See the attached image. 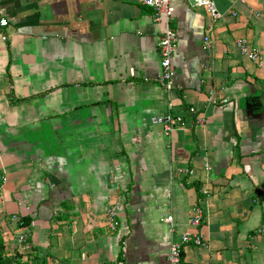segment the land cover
I'll list each match as a JSON object with an SVG mask.
<instances>
[{
    "label": "crops",
    "instance_id": "obj_1",
    "mask_svg": "<svg viewBox=\"0 0 264 264\" xmlns=\"http://www.w3.org/2000/svg\"><path fill=\"white\" fill-rule=\"evenodd\" d=\"M215 2L217 21L173 0L169 92L159 81L165 22L138 0H0L9 254L23 260L24 233L44 264H169L171 240L197 231L199 210L205 245H185L182 264H264V0ZM241 37L262 65L242 54ZM169 111L185 121L170 135L152 121Z\"/></svg>",
    "mask_w": 264,
    "mask_h": 264
},
{
    "label": "built area",
    "instance_id": "obj_2",
    "mask_svg": "<svg viewBox=\"0 0 264 264\" xmlns=\"http://www.w3.org/2000/svg\"><path fill=\"white\" fill-rule=\"evenodd\" d=\"M140 4L150 7L154 12V17L158 21L165 22L166 27L164 28L163 35L159 42V52L161 58V71L159 74V81L161 84L170 92L174 89V79L176 76V71L173 64L174 50L177 45L178 32L173 29L170 25V21L173 19L174 7L172 5L173 0H138ZM197 7H204L208 13L212 16L214 21H217L222 16L219 12L215 0H190ZM234 15H237L234 13ZM9 20L7 18H2L0 24L2 26L8 25ZM6 38L5 36L3 37ZM205 47L209 49L211 47L209 36H205ZM237 46L242 52V54L248 57L251 61L262 65V55L260 50L252 45L250 41L241 37L237 39ZM172 103H170V108ZM192 114L196 112L194 107L189 110ZM153 123L160 124L165 129L166 134L170 135L175 129L185 124L183 116L173 114L169 111L165 115L156 116L152 119ZM204 119L199 117L197 119L198 124H203ZM189 172V170L187 171ZM192 172V171H191ZM107 221L109 229L116 231L119 227L118 212L115 206L108 208L107 210ZM202 214L198 210L197 215L193 216L189 220V224L196 227L197 231H183L180 233L178 239H172L169 251H168V261L169 264H182V254L184 246L187 244H193L195 246L205 245V237L200 229ZM163 221L170 224V230L173 233L175 231L174 225V215L169 213L163 218ZM18 242L25 248L26 252L23 257L21 264H44L42 260L36 259L35 251L33 250V245L28 242L27 236L24 233L18 235Z\"/></svg>",
    "mask_w": 264,
    "mask_h": 264
},
{
    "label": "trees",
    "instance_id": "obj_3",
    "mask_svg": "<svg viewBox=\"0 0 264 264\" xmlns=\"http://www.w3.org/2000/svg\"><path fill=\"white\" fill-rule=\"evenodd\" d=\"M32 221L31 216H25L21 218L18 223V227L28 226ZM34 250V249H33ZM36 259L41 260L36 256ZM44 262V261H43ZM21 256L9 254L6 250L5 237L3 231L0 229V264H21Z\"/></svg>",
    "mask_w": 264,
    "mask_h": 264
},
{
    "label": "bare ground",
    "instance_id": "obj_4",
    "mask_svg": "<svg viewBox=\"0 0 264 264\" xmlns=\"http://www.w3.org/2000/svg\"><path fill=\"white\" fill-rule=\"evenodd\" d=\"M177 28V27H176Z\"/></svg>",
    "mask_w": 264,
    "mask_h": 264
}]
</instances>
